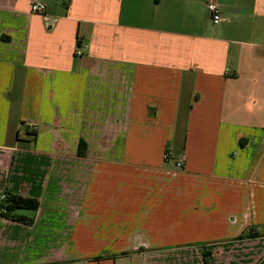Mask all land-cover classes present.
<instances>
[{"label":"crops","instance_id":"1","mask_svg":"<svg viewBox=\"0 0 264 264\" xmlns=\"http://www.w3.org/2000/svg\"><path fill=\"white\" fill-rule=\"evenodd\" d=\"M6 189L0 264H264V0H0Z\"/></svg>","mask_w":264,"mask_h":264},{"label":"trees","instance_id":"2","mask_svg":"<svg viewBox=\"0 0 264 264\" xmlns=\"http://www.w3.org/2000/svg\"><path fill=\"white\" fill-rule=\"evenodd\" d=\"M80 155L85 151V144L80 142L78 145ZM3 199H0V218L31 226L34 221V214L38 209L39 203L37 200L22 197L11 193L6 189L2 193ZM32 213L31 216H26L22 213Z\"/></svg>","mask_w":264,"mask_h":264},{"label":"built area","instance_id":"3","mask_svg":"<svg viewBox=\"0 0 264 264\" xmlns=\"http://www.w3.org/2000/svg\"><path fill=\"white\" fill-rule=\"evenodd\" d=\"M45 10V6L37 1H33L30 7V11L32 13H43ZM206 12L209 17V20L211 21L212 25H218L222 22L221 17V8L220 6L215 3L214 1H209L206 4ZM76 55H80V52H76ZM167 158V155L165 156ZM176 167L179 169L181 168L180 162L176 163ZM4 196L1 195L0 199H3Z\"/></svg>","mask_w":264,"mask_h":264},{"label":"rangeland","instance_id":"4","mask_svg":"<svg viewBox=\"0 0 264 264\" xmlns=\"http://www.w3.org/2000/svg\"><path fill=\"white\" fill-rule=\"evenodd\" d=\"M25 214H26V215H29V213H28V212H25Z\"/></svg>","mask_w":264,"mask_h":264}]
</instances>
